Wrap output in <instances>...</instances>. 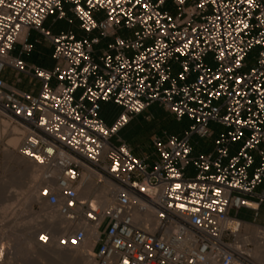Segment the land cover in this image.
Instances as JSON below:
<instances>
[{
    "label": "built area",
    "instance_id": "built-area-1",
    "mask_svg": "<svg viewBox=\"0 0 264 264\" xmlns=\"http://www.w3.org/2000/svg\"><path fill=\"white\" fill-rule=\"evenodd\" d=\"M37 44L53 68L25 60ZM155 105L192 124L139 154L120 134ZM0 118L89 264H264V0H0Z\"/></svg>",
    "mask_w": 264,
    "mask_h": 264
},
{
    "label": "rangeland",
    "instance_id": "rangeland-1",
    "mask_svg": "<svg viewBox=\"0 0 264 264\" xmlns=\"http://www.w3.org/2000/svg\"><path fill=\"white\" fill-rule=\"evenodd\" d=\"M71 18L73 20V23L71 24L72 28L74 30H80L79 22L75 20L73 16H71ZM50 24H51V20L47 22V26H49ZM59 26L60 28L61 27L64 28L68 26V23L66 21H62L59 23ZM45 45L46 44H37V48L38 49L45 48L46 47ZM258 49L259 48H255L252 54L249 56L250 67L253 65L255 61V57L258 53ZM37 54H38V50L34 52L31 55V57H29L30 60L36 62L38 58ZM9 81L12 84H15L14 78L10 76V74H9ZM17 85L20 88L29 87L30 80L24 78L23 83ZM149 111H153V113L157 112L158 115L156 117H154L151 113L141 115L135 118L133 123L129 125L127 129V137L129 139L128 142L131 143L133 149L139 154L142 152H147V153L153 152L152 139L155 134L163 135V133L167 131L171 134L182 135L184 131L187 130L189 126L192 124V121L189 120L188 118H184L182 121L176 120L172 115L167 113L163 108L159 107L158 105L153 106ZM0 122L2 124L3 122H6V120L0 118ZM211 128L215 130L217 133L225 130L224 128L214 123L211 124ZM11 133H12V126L8 130H4L3 126H1L0 251L2 250V248L4 249V257H5V259L3 258L4 261L2 262V264H16V263L17 264H65L63 263V261L59 259L58 260L49 259L45 256L37 257V258L32 257V259L30 257L23 256L22 258V255L18 253V251L22 252L24 246H26V244L29 242L31 235L29 233L26 234L25 230H27L26 228L29 227L31 222L30 220H32L33 218L36 220H42L43 219L42 217L41 218L38 217L44 216L47 210L49 211V209H47L44 206H38L36 204V199L34 201L27 200L24 194L27 188L22 186V184L20 183L21 172L24 169H26V165L24 166V164H20L17 162V158L21 157L17 149H13L16 159L10 160L6 158L4 153L5 149L8 147L7 145L8 140L12 137ZM121 137L125 140L127 139L122 135ZM214 141H215V137L208 139L194 137L193 139V143L197 147V152L212 151L214 149ZM8 195L10 196L7 197ZM6 205L8 206L6 207ZM234 214L237 213L234 212ZM238 215L239 217L244 219H252V214L248 210H242L240 213H238ZM2 226L4 229H2ZM43 230H49V229L45 228ZM43 230H41L39 235L36 236L35 241H38V238ZM26 237L28 238L26 239ZM89 247L91 248L90 245ZM64 262H66V260Z\"/></svg>",
    "mask_w": 264,
    "mask_h": 264
},
{
    "label": "bare ground",
    "instance_id": "bare-ground-1",
    "mask_svg": "<svg viewBox=\"0 0 264 264\" xmlns=\"http://www.w3.org/2000/svg\"><path fill=\"white\" fill-rule=\"evenodd\" d=\"M1 126H3L4 130H8L10 128V125L7 122H3L2 124L0 122V141H1ZM19 132H20V130L17 127L13 128L12 133H11L12 137L8 140V143H7L8 147L4 151L6 158H8L10 160L16 159L13 149H17L19 146V143H20ZM17 162L20 164H24V166L26 165V169H24L21 172L20 183L22 184V186L27 188L25 193H24L27 200L28 201H34L35 200V192H36L37 187H39L40 185L45 183L43 180L42 170H41V168H39L36 165L28 162L27 160H25L22 157H18ZM10 195H11V193H10ZM10 195H8L7 197H9ZM7 206L8 205H6V207ZM44 207H46V206H44ZM5 208H3V209H5ZM46 208L49 209L48 207H46ZM41 217L43 218L42 220H36L34 218L32 220H30L31 221L30 225L28 228H26L27 230H25L26 234L29 233L31 236H30L29 242L28 243L26 242L27 243L26 246H24V248L22 249V252L17 250L18 253L20 255H22V258H23V256L30 257L31 259H32V257L37 258V257L45 256L49 259H54V260L59 259V260L63 261V263H65V264H89L90 263V259L87 256H85V254H84V251L86 249L90 248L89 244L84 245L80 249L62 248V247L58 246L57 238L59 235L64 233V231L61 229V226L63 225L64 221L57 214V212L47 210V212L45 213L44 216H39L38 218H41ZM45 228H48L49 231L52 233L53 240H52V243L49 245H43L40 242L35 241L36 236H38L40 231L45 229ZM2 229H4L3 226H2ZM27 238L28 237H26V239ZM1 254H2L3 258L5 259L3 248H2ZM3 258L0 259L1 264L4 261ZM65 260H66V262H64Z\"/></svg>",
    "mask_w": 264,
    "mask_h": 264
},
{
    "label": "trees",
    "instance_id": "trees-1",
    "mask_svg": "<svg viewBox=\"0 0 264 264\" xmlns=\"http://www.w3.org/2000/svg\"><path fill=\"white\" fill-rule=\"evenodd\" d=\"M66 27H61L60 28V26L58 25V26H55V27H53V29H54V31L55 32H58V31H60V30H62V29H65ZM36 48V47H35ZM37 50H38V58H37V62L38 63H40V64H43L44 63V61H43V59H45L46 57H48V56H51L52 57V55H51V52H47V51H45V49H38L37 48ZM117 113H118V110H117V108L113 105V104H105L104 106H103V110H102V112H101V116H102V118L107 122V123H111V122H113V120L115 119V117L117 116ZM150 113L154 116V117H156L158 114H157V112L156 113H153V111H150ZM129 125H131V123L129 124ZM128 125V126H129ZM127 129H128V127H126L122 132H121V135L122 136H124L125 138H127L128 139V137H127ZM185 132V131H184ZM169 133V132H168ZM169 134H171V133H169ZM171 135H176V134H171ZM129 140V139H128ZM196 150H197V147H196Z\"/></svg>",
    "mask_w": 264,
    "mask_h": 264
},
{
    "label": "crops",
    "instance_id": "crops-1",
    "mask_svg": "<svg viewBox=\"0 0 264 264\" xmlns=\"http://www.w3.org/2000/svg\"><path fill=\"white\" fill-rule=\"evenodd\" d=\"M46 26H47V23H46ZM50 26V25H49ZM69 26H67L65 29H67ZM76 32H77V34L78 35H82V32L80 31V30H76ZM32 37L33 38H35V37H37V34L36 33H33L32 34ZM46 47L45 48H42V49H45V51H47V52H51V55H52V49L50 48V46L49 45H45ZM37 51V45H36V48H35V50H34V52H36ZM33 52V53H34ZM29 57H31V56H27V57H25V60L27 61V62H29V63H33V64H37V65H39V66H41V67H44V68H48V69H51V68H53V65H54V61H53V59H52V57L51 56H48V57H46L45 59H43V61H44V63L43 64H40V63H38L37 61L36 62H33V61H31L30 60V58ZM118 110V109H117ZM147 113H149L150 114V111H148V112H146V114ZM137 118V117H136ZM134 121V120H133ZM133 121L131 122V124L133 123ZM112 123V122H111ZM128 127V126H127ZM126 141L128 142L129 140L128 139H126ZM129 143V142H128ZM131 144V143H130Z\"/></svg>",
    "mask_w": 264,
    "mask_h": 264
},
{
    "label": "snow or ice",
    "instance_id": "snow-or-ice-1",
    "mask_svg": "<svg viewBox=\"0 0 264 264\" xmlns=\"http://www.w3.org/2000/svg\"><path fill=\"white\" fill-rule=\"evenodd\" d=\"M41 239H45L44 237H41Z\"/></svg>",
    "mask_w": 264,
    "mask_h": 264
}]
</instances>
